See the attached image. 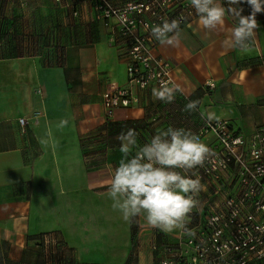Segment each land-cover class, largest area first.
Instances as JSON below:
<instances>
[{
    "label": "crops",
    "instance_id": "crops-1",
    "mask_svg": "<svg viewBox=\"0 0 264 264\" xmlns=\"http://www.w3.org/2000/svg\"><path fill=\"white\" fill-rule=\"evenodd\" d=\"M65 1L77 6L79 18L56 0H0V48L12 49L0 57V264H159L153 244L173 243L183 232L165 233L142 216L132 218L125 253L116 226L91 227L84 194L107 192L105 181L122 159L116 139L122 130L134 128L142 146L169 127L196 134L208 122L227 120L252 137L264 126V12L256 15L259 27L247 51L223 46L238 23L231 14L211 32L194 17L181 29L179 47L156 48L183 92L164 103L153 98V87H134L136 101L108 119L104 92L112 84L129 87L123 46L85 0ZM221 3L229 7L228 0ZM232 7L244 16L252 11L244 0ZM190 100L201 101L198 111H183ZM209 111L217 119L201 117ZM80 165L83 182L78 170L70 171ZM207 190L199 194L202 210L211 201ZM56 192L64 199L61 216ZM94 243L110 249L99 258L102 248Z\"/></svg>",
    "mask_w": 264,
    "mask_h": 264
},
{
    "label": "built area",
    "instance_id": "built-area-1",
    "mask_svg": "<svg viewBox=\"0 0 264 264\" xmlns=\"http://www.w3.org/2000/svg\"><path fill=\"white\" fill-rule=\"evenodd\" d=\"M85 2L99 22L116 32L127 61L129 87L112 84L102 97L105 116L112 119L116 110L136 101L134 87L148 90L157 87L161 79L174 80L171 64L157 55L159 42L145 25L183 17L182 29L197 16L190 0ZM56 3L72 17L81 16L73 4L65 0ZM119 15L125 16L126 22H120ZM20 124L24 127L27 122L23 118ZM196 135L201 141L208 136L215 140L209 146L216 153L215 164L206 162L194 170L210 189L211 201L205 209L190 214L188 229L194 235L182 233L173 243L153 244L159 264L165 260L168 264H264V231L258 230L264 228V126L252 137H245L223 120L208 122ZM253 153H260L259 158ZM225 244L229 250L223 248Z\"/></svg>",
    "mask_w": 264,
    "mask_h": 264
},
{
    "label": "clouds",
    "instance_id": "clouds-1",
    "mask_svg": "<svg viewBox=\"0 0 264 264\" xmlns=\"http://www.w3.org/2000/svg\"><path fill=\"white\" fill-rule=\"evenodd\" d=\"M241 2L228 0L229 7L225 9L221 0H190V6L195 10L199 26L206 32L221 28L226 12L237 18L238 23L224 39L223 46L247 51L255 36L254 30L259 27L256 15L264 12V0H244L252 10L248 16L242 15V8L232 7ZM117 19L126 22L123 15L117 16ZM182 19L165 18L160 24L145 25V28L150 29L151 36L161 45L179 47ZM151 92L155 100L172 103L183 89L172 79H161ZM200 104V100H190L183 111L196 112ZM201 117L207 121L217 119L210 111L201 112ZM67 123V120L61 121V126ZM137 137L134 128L122 130L116 137L120 142L122 159L105 181L107 192L101 195L111 199L113 210L119 211L125 221L142 216L151 228L165 233L180 231L194 235L187 225L190 214L201 206L199 194L206 191V186L194 170L206 162L215 164L216 153L201 141L200 136L183 128L169 127L142 146L138 145ZM253 155L259 158L260 153ZM258 230L264 231V228ZM223 248L229 250L227 244ZM162 264L168 262L165 260Z\"/></svg>",
    "mask_w": 264,
    "mask_h": 264
},
{
    "label": "rangeland",
    "instance_id": "rangeland-1",
    "mask_svg": "<svg viewBox=\"0 0 264 264\" xmlns=\"http://www.w3.org/2000/svg\"><path fill=\"white\" fill-rule=\"evenodd\" d=\"M2 37L4 35H1ZM12 53V49H10V51H8L7 49L4 48H0V57H5V56H10ZM70 168H72L70 166ZM78 170V178L81 180V182H83V178H82V170H81V165L80 168L76 169L72 168L70 169L71 173L77 174ZM69 171V172H70ZM67 172V174L69 173ZM70 173V174H71ZM58 197L61 200V205L62 206H57L58 208V216H61L62 210L64 208V199L63 197L59 194V192H56ZM84 203L85 206L83 205V213H85L89 219L90 225L91 227H98L104 229V230H108L109 228H113L114 226H116L119 231L117 233V242L124 247V251L125 253L127 252V247H126V242H128L129 238H131V232H130V222L131 220L125 221L122 217V214L119 211L113 210L112 208V201L111 199H109L106 195H99L97 193H85L84 194ZM77 205L73 208V212L76 213V209H77ZM88 209H87V208ZM61 209V211H60ZM64 212V211H63ZM66 212L63 213V215ZM62 229H66V224L63 226ZM135 234V232L133 233ZM109 237V235H107ZM110 245L108 244H102V243H94L91 244L92 248H97L99 249L102 248V251H96V252H101L102 256H98L99 258H102L105 255V249L104 247L108 248V250ZM96 252H94V254H96Z\"/></svg>",
    "mask_w": 264,
    "mask_h": 264
},
{
    "label": "trees",
    "instance_id": "trees-1",
    "mask_svg": "<svg viewBox=\"0 0 264 264\" xmlns=\"http://www.w3.org/2000/svg\"><path fill=\"white\" fill-rule=\"evenodd\" d=\"M76 8H77V6L75 5V4H73ZM78 9V8H77ZM2 34H5V33H2Z\"/></svg>",
    "mask_w": 264,
    "mask_h": 264
}]
</instances>
